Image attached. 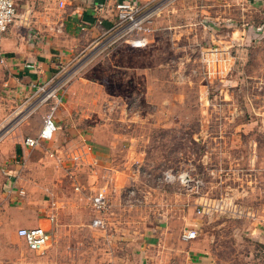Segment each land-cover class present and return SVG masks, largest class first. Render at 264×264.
Listing matches in <instances>:
<instances>
[{
	"label": "rangeland",
	"instance_id": "1",
	"mask_svg": "<svg viewBox=\"0 0 264 264\" xmlns=\"http://www.w3.org/2000/svg\"><path fill=\"white\" fill-rule=\"evenodd\" d=\"M238 9L208 20L199 41L159 32L135 48L106 34L63 65L56 123L75 133L59 150L68 157L87 136L98 165L76 181L49 147L28 151L23 196H9L0 166V264H191L188 229L213 264H264V16ZM104 186L95 228L91 200ZM48 213L50 245L31 251L17 230Z\"/></svg>",
	"mask_w": 264,
	"mask_h": 264
},
{
	"label": "crops",
	"instance_id": "2",
	"mask_svg": "<svg viewBox=\"0 0 264 264\" xmlns=\"http://www.w3.org/2000/svg\"><path fill=\"white\" fill-rule=\"evenodd\" d=\"M129 1L14 0L16 17L7 31L0 33V148L6 149L8 153L7 158L0 154V166L8 180L6 191L12 188L9 196L24 195V191L19 189L18 181L23 171L22 167L26 163L23 156L25 157L26 152L33 150L27 149L22 143L26 137L37 134L46 113L47 107H41L35 114H24L25 109L30 107L38 97L37 87L48 82L53 84L59 69L72 60L78 50L88 46L95 37L98 39L105 36L116 19L117 7ZM137 1L144 8L156 9L152 18L153 33L146 39V44L151 42L154 34L158 38L163 33L169 34L172 41L177 37H182L181 40L184 42L194 39L199 41L200 38L203 39L202 35L205 34L207 26H210L208 20L220 19L221 13H225L224 11L228 8L232 15L234 10H239L238 7L261 8L264 16V0H243V2L223 0L222 9L217 10H213V6H216L214 3H217L213 0H209V3L208 0ZM213 13L217 15L214 17ZM26 65H31L33 68H28ZM64 104L65 102L61 107H64ZM61 107L56 110V118L62 116ZM37 114H40L41 120ZM64 118H66L65 122H70L68 114ZM29 124L33 127L29 128ZM66 130L69 133L60 132L59 126L51 141L43 143L34 150L44 148L42 151L45 153V148L49 147L46 153L60 162L59 166L66 170L69 179L77 181V174L81 167L94 169L98 165L99 147L96 149L87 136H79L75 145L78 150L64 157L58 146L63 147L65 142L67 147H70V144L74 143V138L68 134L75 133L72 127ZM104 146L110 145L104 144ZM76 155L80 157L74 160L73 157ZM50 213L47 214L45 224L35 227H41L50 232L49 228L55 218ZM93 213L94 220L98 216L95 211ZM22 228L26 227L19 229ZM184 242L188 243L186 253L192 261L191 264H213L211 257L202 253L200 243L192 242V240Z\"/></svg>",
	"mask_w": 264,
	"mask_h": 264
},
{
	"label": "built area",
	"instance_id": "3",
	"mask_svg": "<svg viewBox=\"0 0 264 264\" xmlns=\"http://www.w3.org/2000/svg\"><path fill=\"white\" fill-rule=\"evenodd\" d=\"M156 9H147L142 7L137 0H130L117 7L116 19L106 34L111 36L114 41H126L133 47L146 45V39L153 33L152 18ZM16 17V8L14 0H0V33L7 31L10 24ZM105 34V35H106ZM33 68L31 65H26ZM63 67L59 69L58 75ZM66 77H59L51 83L41 84L36 89L38 97L35 102L25 109V115H30L41 107H47L43 117L41 128L35 136L26 137L22 145L29 150H34L43 143L51 141L57 131L56 110L63 105L64 94L61 93L62 82ZM80 155L73 157L74 160L79 159ZM12 193V188L7 191ZM20 195L22 192L20 191ZM92 208L96 213H103L108 209L109 200L105 187L100 188L91 200ZM95 228H103L105 226L101 217H97L92 221ZM29 250L37 253H43L50 245L51 234L41 227L22 228L17 231ZM197 230H185L181 239L183 241H191L196 239Z\"/></svg>",
	"mask_w": 264,
	"mask_h": 264
}]
</instances>
